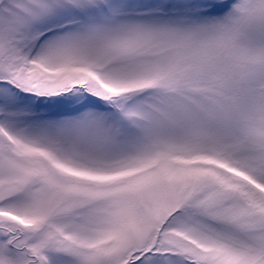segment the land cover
Here are the masks:
<instances>
[{"label": "snow or ice", "instance_id": "obj_1", "mask_svg": "<svg viewBox=\"0 0 264 264\" xmlns=\"http://www.w3.org/2000/svg\"><path fill=\"white\" fill-rule=\"evenodd\" d=\"M0 264H264V0H0Z\"/></svg>", "mask_w": 264, "mask_h": 264}]
</instances>
